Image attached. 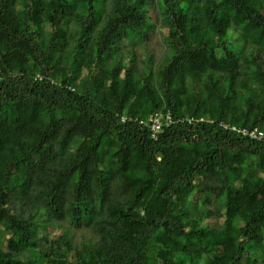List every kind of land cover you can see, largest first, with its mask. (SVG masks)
Segmentation results:
<instances>
[{"label": "trees", "instance_id": "trees-1", "mask_svg": "<svg viewBox=\"0 0 264 264\" xmlns=\"http://www.w3.org/2000/svg\"><path fill=\"white\" fill-rule=\"evenodd\" d=\"M0 264H264V0H0Z\"/></svg>", "mask_w": 264, "mask_h": 264}, {"label": "built area", "instance_id": "built-area-1", "mask_svg": "<svg viewBox=\"0 0 264 264\" xmlns=\"http://www.w3.org/2000/svg\"><path fill=\"white\" fill-rule=\"evenodd\" d=\"M186 119L188 122L192 120H198L192 117H188ZM122 120L124 121L126 120V118L122 117ZM171 122H172L171 115L168 111L163 114L159 112H155L150 114L146 119L139 120V124L148 126L151 132V136L153 138L157 137V133L161 130L163 125H167ZM231 128L250 138H260L263 135L262 131L257 129L256 127L249 129V128H237L235 126H232Z\"/></svg>", "mask_w": 264, "mask_h": 264}, {"label": "rangeland", "instance_id": "rangeland-1", "mask_svg": "<svg viewBox=\"0 0 264 264\" xmlns=\"http://www.w3.org/2000/svg\"><path fill=\"white\" fill-rule=\"evenodd\" d=\"M147 44H148L147 47L150 52L154 53L155 55L159 54L162 48V44H161L158 34H151L149 36ZM212 62H213V59L209 57V64H212ZM82 233H84V231L74 230L71 234L73 235L74 239L78 241Z\"/></svg>", "mask_w": 264, "mask_h": 264}]
</instances>
